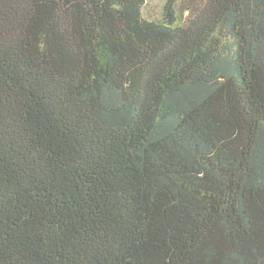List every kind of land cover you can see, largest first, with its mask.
Masks as SVG:
<instances>
[{
  "label": "trees",
  "instance_id": "16d2710c",
  "mask_svg": "<svg viewBox=\"0 0 264 264\" xmlns=\"http://www.w3.org/2000/svg\"><path fill=\"white\" fill-rule=\"evenodd\" d=\"M0 0V264H264V0Z\"/></svg>",
  "mask_w": 264,
  "mask_h": 264
},
{
  "label": "rangeland",
  "instance_id": "374dc122",
  "mask_svg": "<svg viewBox=\"0 0 264 264\" xmlns=\"http://www.w3.org/2000/svg\"><path fill=\"white\" fill-rule=\"evenodd\" d=\"M166 0H146L143 9L144 16L149 19H158Z\"/></svg>",
  "mask_w": 264,
  "mask_h": 264
}]
</instances>
